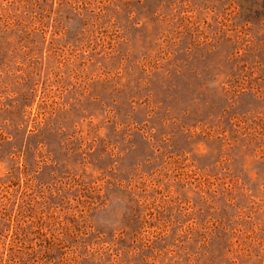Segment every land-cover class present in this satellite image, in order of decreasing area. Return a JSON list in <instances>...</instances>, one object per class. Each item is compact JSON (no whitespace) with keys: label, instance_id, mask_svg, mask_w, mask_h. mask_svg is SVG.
<instances>
[{"label":"rangeland","instance_id":"rangeland-1","mask_svg":"<svg viewBox=\"0 0 264 264\" xmlns=\"http://www.w3.org/2000/svg\"><path fill=\"white\" fill-rule=\"evenodd\" d=\"M0 264H264V0H0Z\"/></svg>","mask_w":264,"mask_h":264}]
</instances>
